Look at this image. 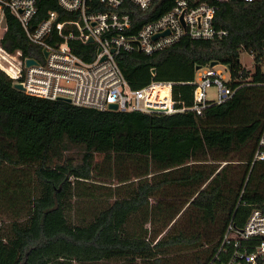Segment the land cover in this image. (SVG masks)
I'll return each mask as SVG.
<instances>
[{
  "label": "trees",
  "instance_id": "trees-1",
  "mask_svg": "<svg viewBox=\"0 0 264 264\" xmlns=\"http://www.w3.org/2000/svg\"><path fill=\"white\" fill-rule=\"evenodd\" d=\"M174 2L154 0L146 12L132 7L131 33ZM38 5L36 21L61 12L56 0ZM216 5L215 25L229 31L222 39L185 37L149 56L119 53L116 61L131 87L170 81L177 106L191 107L197 69L217 62L238 77L243 52L261 62L264 0ZM7 20L5 46L27 54L21 27ZM78 48L91 61L94 46ZM253 81L264 83L261 64ZM244 109L246 100L235 98L202 115L98 111L28 95L0 70V264H208L231 222L242 229L254 209L264 212V162L252 165L264 115L238 124ZM70 146L82 148L79 160L64 159ZM96 153L103 155L100 164ZM234 163L250 170L233 169ZM222 170L226 177L214 182ZM89 180L118 186L107 194L113 202L88 216L73 199L75 186ZM9 211L17 218L3 234L2 215Z\"/></svg>",
  "mask_w": 264,
  "mask_h": 264
},
{
  "label": "built area",
  "instance_id": "built-area-1",
  "mask_svg": "<svg viewBox=\"0 0 264 264\" xmlns=\"http://www.w3.org/2000/svg\"><path fill=\"white\" fill-rule=\"evenodd\" d=\"M153 1L56 0L61 12L51 11L45 20L36 21L39 0H0V70L28 95L50 101L69 100L72 105L98 111L116 105L117 111L126 113L171 115L191 111L202 115L210 106L235 98L246 100L248 108L261 93L263 103L257 117L264 115V83L253 81L260 64L264 70V59L259 64L253 54H249L255 63L253 70L242 65L238 77L222 64L197 70L191 107L177 106L173 82L153 80L140 89L131 87L116 61L119 53L149 56L185 37L212 40L229 34L227 28L215 25V16L216 4L230 0H175L163 16L131 33L132 7L146 12ZM62 14L71 18L61 19ZM7 16L15 18L25 34L27 54L11 50L9 42L5 46ZM80 45L94 46L91 61L77 54ZM29 60L35 63L28 65ZM244 72L249 73L246 79ZM209 87L217 89L215 102L207 98ZM256 162H264V125L252 165ZM208 264H264V212L254 209L242 229L231 222Z\"/></svg>",
  "mask_w": 264,
  "mask_h": 264
},
{
  "label": "rangeland",
  "instance_id": "rangeland-1",
  "mask_svg": "<svg viewBox=\"0 0 264 264\" xmlns=\"http://www.w3.org/2000/svg\"><path fill=\"white\" fill-rule=\"evenodd\" d=\"M240 62L247 69L253 70V68L255 66L253 58L246 52H243L241 54ZM263 65H264V62H263ZM256 96L257 97L254 98V101H256V102L253 105L251 104L250 106H248V108H250L249 110L244 109L243 111H241L237 114V119H235L236 123H238V124L243 123L244 124V123H248L251 120H254L257 118V116L259 114L258 108H261L260 104L262 105V103H263V102H261L262 101L261 97L263 96V94L258 93ZM207 98L211 102L217 101V89L215 87H209L207 89ZM254 105H255V107H253ZM256 105H259V106H256ZM251 109H252V111H251ZM243 112H244V114H240ZM82 153L83 152H82L81 147L70 146L69 150H67V152L64 154V159L75 158V159L79 160L82 157ZM94 157H95V162L97 164H100L102 159H103V155L96 153ZM221 167L222 166H220V168ZM36 185L37 184L34 183L33 188H32V192H33L32 196H34L36 193H38V191H36L34 189ZM117 186L118 185L116 184V181L105 183V182L93 181V180L92 181L89 180V181H86V183L76 185L75 186L76 189L74 192L75 198L73 199V205L76 207L77 210H84L85 215H88V211L90 212L91 209L92 210L104 209L108 203L113 202V199L107 200V194L111 193L113 195L114 190ZM30 191H31V189H30ZM82 197L83 198L86 197L89 200L85 201L82 199ZM94 198H96L98 200H94ZM26 208L29 209L28 206H26ZM26 210L23 213H21V219L19 221H21V222L25 221L26 218H24V216H26V214H27ZM16 218L17 217L15 216V213H13L11 211L5 212V214L2 215V219H3L2 233L3 234H9L10 233L9 230H10L12 221L16 220ZM187 254H189V253H184V255H187ZM189 255H192V254H189ZM137 262L139 264H144L141 261H137ZM102 264H120V263L117 261H110V262H105ZM124 264H127V263H124ZM147 264H151V263H147ZM185 264H189V263H185Z\"/></svg>",
  "mask_w": 264,
  "mask_h": 264
},
{
  "label": "water",
  "instance_id": "water-1",
  "mask_svg": "<svg viewBox=\"0 0 264 264\" xmlns=\"http://www.w3.org/2000/svg\"><path fill=\"white\" fill-rule=\"evenodd\" d=\"M3 26H5V22H3ZM168 33H169V32L164 33L163 36L167 35ZM155 38H157V36H156ZM155 38H154V39H155ZM90 42L92 43L93 40H90ZM34 63H35L34 60H29L27 64H28V65H32V64H34ZM217 64H218L217 62H212V63L210 64V67L216 66ZM197 70H199V69H197ZM153 73H155V71H153ZM15 88L18 89V90H20V91H23V88H22L21 85H15ZM65 102L70 103L69 100H67V101H65ZM109 110H110V111H117V106H116V105H111V106L109 107ZM245 124H246V123H244L243 125H245ZM232 168H233V169H238V168H240V169H244V170H246V171H249V170H250V165H249V164L234 163V164L232 165ZM227 173H228L227 170H222L217 176L214 177L213 181H214V182H217L218 179H224V178L226 177Z\"/></svg>",
  "mask_w": 264,
  "mask_h": 264
}]
</instances>
